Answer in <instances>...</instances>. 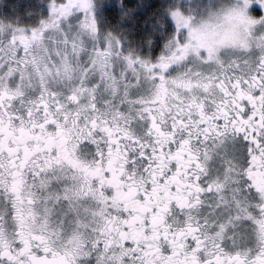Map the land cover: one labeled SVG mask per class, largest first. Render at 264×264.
I'll return each instance as SVG.
<instances>
[{
  "label": "snow or ice",
  "instance_id": "snow-or-ice-1",
  "mask_svg": "<svg viewBox=\"0 0 264 264\" xmlns=\"http://www.w3.org/2000/svg\"><path fill=\"white\" fill-rule=\"evenodd\" d=\"M0 264H264V0H0Z\"/></svg>",
  "mask_w": 264,
  "mask_h": 264
}]
</instances>
